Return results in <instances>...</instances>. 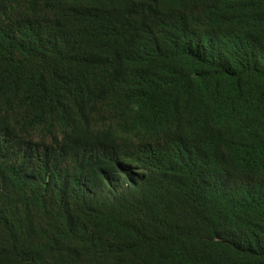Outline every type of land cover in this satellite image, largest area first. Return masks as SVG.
Segmentation results:
<instances>
[{"label": "trees", "instance_id": "16d2710c", "mask_svg": "<svg viewBox=\"0 0 264 264\" xmlns=\"http://www.w3.org/2000/svg\"><path fill=\"white\" fill-rule=\"evenodd\" d=\"M0 264H264V0H0Z\"/></svg>", "mask_w": 264, "mask_h": 264}]
</instances>
